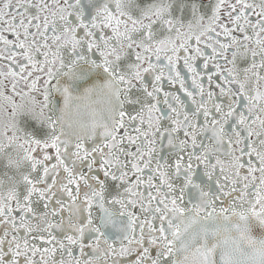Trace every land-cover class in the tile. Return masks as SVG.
<instances>
[{
    "label": "snow or ice",
    "instance_id": "obj_1",
    "mask_svg": "<svg viewBox=\"0 0 264 264\" xmlns=\"http://www.w3.org/2000/svg\"><path fill=\"white\" fill-rule=\"evenodd\" d=\"M0 264H264V0H0Z\"/></svg>",
    "mask_w": 264,
    "mask_h": 264
}]
</instances>
